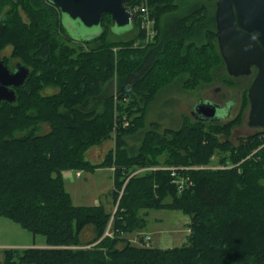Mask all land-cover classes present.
<instances>
[{"label":"trees","instance_id":"16d2710c","mask_svg":"<svg viewBox=\"0 0 264 264\" xmlns=\"http://www.w3.org/2000/svg\"><path fill=\"white\" fill-rule=\"evenodd\" d=\"M188 1L146 0L156 34L132 47L141 36L136 15L137 32L127 40L107 39L108 13L99 34L75 39L47 0H0V51L10 46L30 69L15 101L0 102V215L45 236L44 246L4 247L0 264H264V130L230 139L245 117L247 89L223 123L190 118L161 130L145 120L158 91L175 80L185 89L210 82L223 61L216 0L190 1L179 13ZM46 87L57 91L45 94ZM136 133L131 148L127 138ZM108 139L113 149L103 161L86 158L90 146ZM99 166L114 167L113 212L101 203L73 204L65 188L64 170ZM139 166H175L190 183L179 189L168 168L129 176ZM151 208L188 215L186 243L149 244L141 231ZM133 232L144 234L137 243L126 237Z\"/></svg>","mask_w":264,"mask_h":264},{"label":"rangeland","instance_id":"374dc122","mask_svg":"<svg viewBox=\"0 0 264 264\" xmlns=\"http://www.w3.org/2000/svg\"><path fill=\"white\" fill-rule=\"evenodd\" d=\"M190 1L197 0H189L188 2ZM185 3L187 4V2ZM192 5L193 3L190 2L188 5L180 8L178 12H186ZM136 17L138 19V27L141 30V36L134 39L131 45L132 47H143L154 39L156 34L155 22V34L153 38L146 43L145 32L139 25L140 17L139 15ZM166 19L167 15L162 17L161 26L164 25ZM61 22L66 33L75 39L90 38L97 35L103 28V26L90 28L84 27L77 21L71 20L65 15H61ZM137 29L136 22L133 23V20L130 25L124 28H118L110 25L107 39L127 40L134 37ZM78 43L82 44L81 42ZM11 50L12 48L10 46H6L0 51V57L4 60V63L8 65H10V63L14 60L19 61L18 58L11 54ZM211 73L213 77L210 82L201 83L196 88L185 89L181 86V81L175 80L174 83L158 91L155 95V99L147 107L145 114L146 122L158 121L160 123L159 127L161 130L165 127H178L185 119L189 120L192 118L189 109L194 102L202 100L201 98H203L202 95L204 92H211L217 85L221 86V89L225 88L226 90H229L231 97L240 96L243 90L250 85L253 77V75L249 74L233 78L227 73L224 61L214 66ZM230 80L234 83L231 84L232 81ZM43 91L45 94H50L56 92L57 89L46 87ZM127 123V120L123 122L124 125H127ZM235 129H238V131L234 135L231 134L230 136V139L233 142H236V138L238 136L252 133L251 126L247 125L246 120L242 122L241 126H237ZM140 136V133H136L135 135L127 138V142L131 148H135L138 145ZM107 141H109V143H113L112 139L104 140L102 143ZM102 143L90 146L88 149L91 147H97ZM212 159L213 161H216L217 155H215V157L212 156ZM212 165L216 164L212 162ZM76 171L77 170L75 169H70L65 171L63 175L65 188L71 194L73 204L92 205L93 203L101 202L107 210L112 211L115 208L111 197V189L113 188L112 171L103 166H99L93 171L79 169L81 173L80 176H76ZM134 174L130 172L129 176ZM144 219L145 224L141 232L148 233L150 237L148 243L152 246L167 248L186 243L189 233L188 223L190 222L188 215L183 214L179 210L151 208L145 213ZM109 224L110 221L108 222L107 227ZM140 235L144 234L140 233L139 235H136V232H133L132 234L126 235V237L133 243H137ZM143 241L145 242V240ZM44 245L45 236L43 234H34L10 218L0 215V258L4 247ZM119 245H122V243H119Z\"/></svg>","mask_w":264,"mask_h":264},{"label":"water","instance_id":"95a60500","mask_svg":"<svg viewBox=\"0 0 264 264\" xmlns=\"http://www.w3.org/2000/svg\"><path fill=\"white\" fill-rule=\"evenodd\" d=\"M47 1L61 15L84 27L102 26L103 13H108L111 25L118 28L127 27L133 20L125 5L130 0ZM214 21L215 39L227 73L238 77L255 70L247 88V124L256 127L257 131L264 130V0H216ZM29 73V67L23 62L18 61L10 69L0 57V102L13 103L16 99L14 88L22 85ZM199 101L203 103L197 105ZM197 102L191 110L192 115L202 114L205 120L214 121L219 107L204 103V100Z\"/></svg>","mask_w":264,"mask_h":264},{"label":"flooded vegetation","instance_id":"af4514ba","mask_svg":"<svg viewBox=\"0 0 264 264\" xmlns=\"http://www.w3.org/2000/svg\"><path fill=\"white\" fill-rule=\"evenodd\" d=\"M17 62H18V60H14L12 63H10V65H8L6 63L5 64L8 65L10 67V69H13ZM254 71L251 73V75H253V76H254ZM238 77H240V76H238ZM252 79H253V77H252ZM202 97L203 98H201V99L204 100V103L213 104L214 106L219 107V109L217 110V115H215L216 118L214 121H218V122H222V123L232 119V117L236 114V112L239 108L240 102H241L240 96L231 97L229 90H226L225 88L221 89V86H217V85L213 88V90L211 92H208V93L204 92ZM196 102H194L189 109L190 115L195 120L209 122L208 120H205L204 118H202V114H198L199 116H196V117L194 115H192L191 110H192V108ZM200 103H203V102L199 101V102H197V105ZM203 106H205V105L203 104ZM248 108H249V105H248ZM248 108L246 109L245 117H244L242 122H244V120H246V123H247ZM241 124L239 126H241ZM236 127H234L232 129V131H231L232 135H234L238 131V129H235ZM251 130H252V133H254L257 131V128L251 127ZM241 136H246V135H241Z\"/></svg>","mask_w":264,"mask_h":264},{"label":"built area","instance_id":"2783aa9c","mask_svg":"<svg viewBox=\"0 0 264 264\" xmlns=\"http://www.w3.org/2000/svg\"><path fill=\"white\" fill-rule=\"evenodd\" d=\"M146 0H141L139 3L133 4V5H129L127 6L128 10L132 13V15H139L140 17V28L145 32V42H149L154 34H155V28H154V17L151 15L150 10L148 9L146 3ZM261 137H264V134L261 135ZM264 144V141L262 143V145ZM220 165H217L216 167H218ZM197 167V166H195ZM220 167H224L223 165H221ZM114 167H112L113 169ZM148 168H168L171 170V175L173 176V181L178 185L179 189H181L184 185V183H186L185 181L188 180V182L190 183L188 177H184V176H179V173L175 170V166H156V167H139L138 169L132 171V174L134 173H139L142 172ZM183 168V167H180ZM77 176L79 175V172H77L76 174ZM115 209V208H114ZM113 209V211H114ZM112 211V212H113ZM111 221L112 218L110 219V224L109 226L106 228L104 234L105 235H111L112 234V230H111ZM145 240L148 241L150 239L149 235H145Z\"/></svg>","mask_w":264,"mask_h":264},{"label":"crops","instance_id":"0c3cea01","mask_svg":"<svg viewBox=\"0 0 264 264\" xmlns=\"http://www.w3.org/2000/svg\"><path fill=\"white\" fill-rule=\"evenodd\" d=\"M112 147H113V143H109V141H107V142L102 143L101 145H98L97 147H91L90 149H88L85 153V156L92 163H99L106 158V155L109 153V151L111 150ZM103 167H106V166H103ZM107 168L112 171L111 167H107ZM65 171H68V170H64L62 172L63 175H64ZM77 172H79L78 176H80L81 175L80 171L77 170L76 174H77ZM93 204H99V203H93ZM146 234H148V233H146Z\"/></svg>","mask_w":264,"mask_h":264},{"label":"bare ground","instance_id":"6f19581e","mask_svg":"<svg viewBox=\"0 0 264 264\" xmlns=\"http://www.w3.org/2000/svg\"><path fill=\"white\" fill-rule=\"evenodd\" d=\"M138 44V43H137ZM149 44V43H148ZM148 44H146V45H148Z\"/></svg>","mask_w":264,"mask_h":264}]
</instances>
